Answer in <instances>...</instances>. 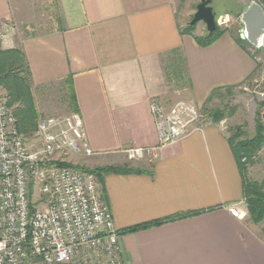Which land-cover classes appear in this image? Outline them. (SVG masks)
I'll list each match as a JSON object with an SVG mask.
<instances>
[{
	"label": "crops",
	"instance_id": "obj_1",
	"mask_svg": "<svg viewBox=\"0 0 264 264\" xmlns=\"http://www.w3.org/2000/svg\"><path fill=\"white\" fill-rule=\"evenodd\" d=\"M179 2L38 0L56 3L57 16L34 33L23 6L34 0H0V19L17 24L13 48L24 53L33 95L46 97L59 85L69 106L64 114H81L94 151L81 156L90 158L87 167L136 170L109 172L104 186L99 181L120 232L124 264H264V238L249 218L245 172L223 121L204 114L201 130L158 144L148 96L166 88L163 60L175 55L172 74L184 80L182 89L198 108L214 92L212 101L253 81L260 66L253 49L243 48L230 29L220 27L208 46L184 33ZM240 4L242 15L249 3ZM135 146L155 149L148 158L131 160L125 150ZM232 206L241 217L231 214Z\"/></svg>",
	"mask_w": 264,
	"mask_h": 264
},
{
	"label": "built area",
	"instance_id": "obj_2",
	"mask_svg": "<svg viewBox=\"0 0 264 264\" xmlns=\"http://www.w3.org/2000/svg\"><path fill=\"white\" fill-rule=\"evenodd\" d=\"M229 21L228 14L220 15L217 25L227 28ZM17 31L13 19H0V48H13ZM150 112L159 146L201 130L204 119L188 100L168 108L154 102ZM260 121L264 127V107ZM32 139L35 145L21 132L15 110L0 98V264H124L120 232L97 174L67 165L74 156L94 155L81 114L40 118ZM154 149L135 146L125 153L141 160ZM230 211L241 217L235 206Z\"/></svg>",
	"mask_w": 264,
	"mask_h": 264
},
{
	"label": "rangeland",
	"instance_id": "obj_3",
	"mask_svg": "<svg viewBox=\"0 0 264 264\" xmlns=\"http://www.w3.org/2000/svg\"><path fill=\"white\" fill-rule=\"evenodd\" d=\"M179 1L178 11L179 18L181 19V28L185 30L190 27L197 5L201 2V0ZM254 1L256 0H212V6L217 12V15L228 14L230 16V21L228 22V27L226 29H230L235 34L239 35L242 23L241 14H239L241 9L240 3H250ZM37 2L38 0H34V3H23L24 7H28V11L24 12L25 19L30 21L29 26L34 33L39 32V29L49 27L53 18H56L57 16L55 15L57 10L56 3ZM195 25L196 26L193 30L194 35L201 36V34L205 35L208 33L204 22H199ZM221 28L223 29L224 27ZM251 49H253L252 51L256 58L259 59L260 65L259 71L255 75L253 81L239 88L229 89L226 93L220 95V97L215 101L209 100V103L204 105L202 108H198L193 103V105L199 109L202 114L209 115V117L213 118L215 121H217V117L222 114L223 118L221 120L230 131V135L235 136L237 140L240 141L256 136L258 128L261 126L260 114L262 108L264 107V48L251 46ZM173 58H175V55H173V57H167L163 60V77L166 83V88L162 94L152 93L148 96L149 110L151 103L154 102L170 106L183 99L189 100L187 92L182 89L184 80H176V77L172 74L173 67L171 66V62ZM176 58L178 59L177 56ZM146 74H148V72ZM12 83H9L7 87L13 89ZM6 88L0 85V98H4L9 105L10 95ZM56 88L57 89L55 90L49 91V94L46 97H43L39 93H36V97L32 95L34 98L35 110L38 114L36 123H38V120L42 117L62 115L69 111L66 92L62 89L59 90V85H56ZM31 93L33 94L32 90ZM9 106L15 110V113L17 109L24 108L23 103H14ZM36 131L37 128L30 134L25 135L23 133L30 145H35V143H37L35 139H32V136H34ZM89 160L90 158L74 156L71 159V164L87 167V165H92ZM247 164L248 165L245 170L246 180L264 183V142L262 147L251 156ZM255 225L262 233L264 221Z\"/></svg>",
	"mask_w": 264,
	"mask_h": 264
},
{
	"label": "trees",
	"instance_id": "obj_4",
	"mask_svg": "<svg viewBox=\"0 0 264 264\" xmlns=\"http://www.w3.org/2000/svg\"><path fill=\"white\" fill-rule=\"evenodd\" d=\"M196 25H192L190 23V27L184 30V33L194 34L193 30ZM222 29L217 25L216 31L213 33H206L205 35H194L195 39L202 46H208L212 44L222 33ZM237 42L245 49L251 47L246 39H243L239 33L236 36ZM27 66L25 61V56L23 51L18 48H12L8 50L0 49V85L3 87H7L9 83L13 84V89L7 87L6 89L9 91L10 101L9 105H13L14 103H23V109H17L16 116L19 121V127L22 133L30 134L37 128L36 120L38 118V114L35 110V103L33 94L31 93V86L27 79ZM215 93V92H214ZM213 93V96H214ZM209 99L211 100L212 97ZM74 94L71 91L70 101L74 102ZM71 103V104H72ZM75 110V109H74ZM76 111V110H75ZM223 115L220 114L217 117V121L221 120ZM258 132L256 136L253 138H248L245 140H237L235 136H231V143L233 144V148L235 150V154L239 161V165L242 171L245 172L246 164L242 162L243 156H247L249 159L252 155H254L263 145L264 142V127L260 122ZM72 167L80 168L85 171L94 172L97 174L100 183L104 186V176L109 172L129 174L136 170L130 167H116V166H102L95 168H88L74 164H67ZM244 185H245V194H246V202L248 206V210L250 213V219L255 224L264 221V183H259L256 181H247L244 176ZM104 190V187H103ZM103 193H105L103 191ZM171 220L165 219L157 222L146 223L138 226L129 227L125 229L124 233L127 232H135L141 228H147L156 224L164 223ZM264 238V228L261 233Z\"/></svg>",
	"mask_w": 264,
	"mask_h": 264
},
{
	"label": "water",
	"instance_id": "obj_5",
	"mask_svg": "<svg viewBox=\"0 0 264 264\" xmlns=\"http://www.w3.org/2000/svg\"><path fill=\"white\" fill-rule=\"evenodd\" d=\"M263 3H249L242 13L243 26L240 35L250 44L264 48V0ZM220 15L212 6V0H201L197 5L191 24L204 22L209 33L217 29V19Z\"/></svg>",
	"mask_w": 264,
	"mask_h": 264
},
{
	"label": "bare ground",
	"instance_id": "obj_6",
	"mask_svg": "<svg viewBox=\"0 0 264 264\" xmlns=\"http://www.w3.org/2000/svg\"><path fill=\"white\" fill-rule=\"evenodd\" d=\"M252 3H255V2H252Z\"/></svg>",
	"mask_w": 264,
	"mask_h": 264
}]
</instances>
